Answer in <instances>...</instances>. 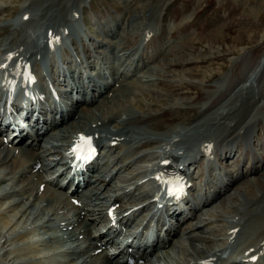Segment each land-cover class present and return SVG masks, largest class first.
I'll return each instance as SVG.
<instances>
[{"label": "rangeland", "instance_id": "374dc122", "mask_svg": "<svg viewBox=\"0 0 264 264\" xmlns=\"http://www.w3.org/2000/svg\"><path fill=\"white\" fill-rule=\"evenodd\" d=\"M17 1L0 0V13L14 8ZM25 1L31 6L37 25L36 20L39 18L68 20L71 0ZM155 2L156 0H93L86 18L93 31L101 32L99 37L108 32L112 41L99 53L95 66L87 67L61 60L58 71L60 76L76 79L80 77V80L86 82L90 78V72L91 75L98 74L99 80L119 73L124 78L126 74L129 77L126 86L114 95L101 117H109L115 109L122 116L130 112H147L136 120L157 128H161L167 121L166 131L174 127L192 128L185 138L193 136L196 139L211 135L217 143L228 141L231 136L224 139L222 137L227 132L225 123H230L232 119L227 115L220 116L219 110L222 107H232L228 115L234 112V120H242L247 113L253 120L264 111V64L257 67L253 76L250 75L254 77L251 87L244 89L239 84L248 77L260 56L264 55V0H169L159 22L154 18ZM123 15L126 16L125 20L120 18ZM68 22L73 35L79 40L84 31L76 22ZM146 26H151L154 34L143 43L141 32ZM46 31L45 29V33ZM131 48H136L135 53L134 50L123 53V49L129 51ZM20 51L17 49L16 54ZM184 107L189 111L179 113V109ZM90 113L91 110L87 112ZM189 115L192 118L187 120ZM218 116L223 117L225 123L214 122ZM144 122L136 123L134 127L154 128ZM245 123L248 125V122ZM112 125H118L117 121H112ZM245 131L246 127H243L242 134ZM246 135L249 136V130ZM212 137L205 140L211 141ZM148 143L151 142L146 140L143 144ZM176 144L179 145V142ZM202 146L204 144L199 141L197 151L200 152ZM214 146L217 147L216 144ZM235 147L236 152L224 160V164L218 161L221 171L232 173L223 178L226 180L231 175L234 177L233 173L241 172L246 176L231 183L229 191L216 199L211 221L206 228L199 230L200 235L205 236L200 241L202 243H224V238L220 235L223 224L237 209L250 212L245 217L253 218L264 214V196L261 195L264 193V118H260L255 125L252 124V142L247 143L243 136L237 135ZM222 152L224 158L230 154L225 149ZM253 163L260 167L254 164L252 171H249ZM255 169L260 171L256 173ZM207 172L211 173L212 170L208 168ZM206 179L204 177L201 181ZM250 207L252 210H247ZM0 209L6 211V204L0 205ZM17 227L13 229L14 232L18 230ZM42 229L46 233L44 237L39 236L40 240L63 241L57 240L63 239L59 231L48 230L47 225H43ZM13 231H3L0 235L10 236ZM15 240L22 242L18 236H15ZM14 243L9 237L0 248L10 249ZM188 247L195 252L196 247ZM234 255L237 254L232 253L231 257ZM7 257V264L18 263L11 255ZM183 259V253L180 252L159 257L158 261L167 260L178 264ZM62 264L71 263L66 261Z\"/></svg>", "mask_w": 264, "mask_h": 264}, {"label": "bare ground", "instance_id": "6f19581e", "mask_svg": "<svg viewBox=\"0 0 264 264\" xmlns=\"http://www.w3.org/2000/svg\"><path fill=\"white\" fill-rule=\"evenodd\" d=\"M49 27L48 26H46V30L48 29ZM13 50H14V53L16 54V51H17V48L16 47H14L13 46ZM22 53V51H20L19 53H17V55H20ZM264 60V55L262 56H260V58L258 59V61H257V63H256V65L254 66V68L251 70V73H250V75L251 76H253V74L255 73V72H257L256 71V69H257V67H259L260 65H261V63H262V61ZM258 70V69H257ZM240 90V89H239ZM104 91V90H103ZM102 91V92H103ZM121 92V91H120ZM165 93V92H164ZM161 94V93H160ZM112 98L114 99V96H112ZM94 101H98V98H96ZM159 104V103H158ZM79 106H80V104H79V101L78 100H76V99H71V105L69 106L68 105V107H71V108H73V109H75V110H77V109H79ZM68 107H66V109L68 108ZM254 108V107H253ZM65 110H62L61 109V113H63ZM88 111H90V109L88 110ZM87 111V112H88ZM125 118H123V120H124ZM137 119V118H136ZM85 120V119H84ZM87 121V120H86ZM130 121V120H129ZM243 122H244V120H243ZM79 126H80V124H78ZM240 125V126H239ZM242 125H243V123H241V124H238V125H235V126H233L232 127V131H234V129L236 130L237 128L239 129V128H241L242 127ZM79 126H77V124H72L71 126H70V130H78L77 128L79 127ZM83 126H85V124L84 123H82V127ZM52 126H50V128H51ZM81 127V126H80ZM236 127V128H235ZM49 129V128H48ZM48 129H46V131H45V133L47 132V130ZM231 131V132H232ZM45 133H43V135L42 136H39V138H38V141H36V142H34V143H31V144H34V145H36L37 146V148H39V153L38 154H35V155H33L32 157H31V161L30 162H27V167L29 168V170L31 171L32 169H34L35 168V166H36V163L37 162H42V161H44L45 160V158H44V156H48V155H52V151H53V144H51L52 146V148L51 147H43V145L41 144V140L42 139H44V141H46L47 139H45ZM53 139H57V138H53ZM21 140V137L20 138H18V139H14V141L12 140V142L14 143V144H18V142ZM48 141V140H47ZM144 142H146V140L144 141ZM143 142V143H144ZM156 142H160V140H158V141H156ZM176 143H177V141H176ZM2 146V141H1V138H0V147ZM201 146V145H200ZM16 147V146H15ZM21 149H22V151H24V147H21ZM199 149V148H198ZM224 150V147L222 148V151ZM226 151H228V153H230L231 152V148H227V149H225ZM8 151H9V149H8ZM54 152V151H53ZM167 152L169 153V156L168 157H170V158H172V162H173V164L175 165V169H178V168H180V167H183L184 166V162L182 161V162H180V156H175L176 154L175 153H173L172 151H171V149L170 148H168L167 149ZM216 152H217V147H215V146H212V148H211V154L212 155H214V154H216ZM171 153H173V154H171ZM200 153H201V155L202 156H209V155H207L206 153H205V151H204V146H202L201 147V149H200ZM14 154H15V152H13L12 154H11V158H12V156H14ZM10 157V153L8 152L5 156H3V157H1L0 158V166H2V168H7L8 169V174H11V173H14L13 171H12V169L13 168H15L16 166H17V162H19V161H17L16 160V157H17V155L16 156H14V159L13 160H11V158H9ZM48 158V157H47ZM56 158V157H55ZM143 159H146V158H143ZM225 159V158H224ZM64 160V159H63ZM59 162V159L56 161V163H58ZM62 166H64L65 164H63V163H60ZM155 164L157 165L158 164V160H156L155 161ZM128 164H126V166H127ZM49 166H47L46 168H48ZM129 167V166H128ZM51 168H53V166H51L50 167V169ZM262 168V167H261ZM119 169V168H118ZM257 169V168H256ZM255 169V171H259V170H256ZM228 175V174H227ZM135 176H138L137 174H135L134 175V177ZM230 176V175H229ZM237 176V175H236ZM240 176V175H239ZM133 177V178H134ZM17 181L18 182H20V183H22V182H24V179H23V173H19L18 175H17ZM98 178L99 179H101V181H105L106 180V175H103V174H98ZM224 178L222 177L221 178V183L222 182H224L225 181V179L223 180ZM228 180L230 181L229 182V184H233L234 182H236V180H238V177H232V175L230 176V177H228ZM190 181H191V179H190ZM38 183L39 184H41V183H45V188H44V191H39V188H38V186H39V184H38V186H37V189L35 190V192L33 193V194H29L28 195V200H30L31 201V204H29V205H27L25 208H24V206H22V203H23V201L21 200V201H18V202H16V203H14V205H13V207H10L9 208V211H11V214L10 213H6V212H0V234L4 231V232H11V231H13V229L15 228V227H17V224L20 222V221H22V223L20 224V225H18V227H17V229L19 230L22 226H24L26 223L23 221L24 219H26V217L28 216V214H30V210H31V207L33 206V205H35L36 204V202L38 201V199L43 195V193H45L46 191H48L49 189H50V184L51 183H53V181L52 180H50V179H48V180H44V178H42V177H40L39 179H38ZM228 183L225 185V189H224V192H225V190H226V188L228 187V185H229ZM27 184H26V190L28 191L29 189H27ZM221 190V189H220ZM220 190L218 191V194H219V196H221V194H224V193H221L220 192ZM258 191V190H257ZM256 191V192H257ZM87 193H89V191H85V192H83L81 195H80V197H83V196H85L86 197V195H87ZM101 193L100 192H97V191H95V192H93L92 193V197H93V199H100V198H104V197H101V195H100ZM18 195H19V193H18ZM145 198V197H144ZM237 200V199H236ZM207 202V198L204 200V203H206ZM235 202V201H234ZM211 202H208V204L207 205H209ZM70 203H67V202H64L63 203V205L62 206H59V204H58V207L60 208V209H62L63 207H64V205H69ZM41 205V204H40ZM133 205H136V203H133L132 205H130V206H133ZM31 206V207H30ZM70 207H72V208H77V209H79V214H80V212L81 211H85V210H87L86 208H85V206L84 205H81V206H79V207H77V206H72V205H69ZM230 206V205H229ZM58 207H56L57 209H58ZM195 208H197L196 206H195ZM126 209V208H125ZM124 209V210H125ZM197 209H199V208H197ZM248 210V209H247ZM252 210V209H251ZM199 210H194L193 211V213L191 212L190 213V216L191 215H194L195 216V214L198 212ZM209 211V210H208ZM233 211V210H232ZM122 211H120V213H121ZM134 212H137V210L136 211H134ZM134 212H132L131 214H133ZM233 212H235V211H233ZM232 212V213H233ZM243 212H245V211H243ZM250 213V212H249ZM249 213H247V214H249ZM50 214H53L55 217H57L58 215H57V211H56V209H53L52 210V213L50 212ZM87 214V213H86ZM130 214V215H131ZM255 215V214H254ZM79 217V216H78ZM185 217H187V218H189V216L188 215H185ZM249 217V216H248ZM87 219H90V217H89V215H88V218ZM256 225H255V224ZM67 224H73V225H75V224H77V222L75 221V222H72V223H69V222H67ZM240 223H239V220L238 221H234L233 223H230L229 225H227L226 226V228H225V231H226V229H227V234L228 235H232V234H234L235 232H232V233H229V230L230 229H232V228H235V227H238V225H239ZM198 225H196L195 227H194V229L196 230V229H199L200 228V226H198ZM243 229L241 230V231H238L236 234H235V236L236 237H238V236H241V235H243V238H242V241L241 242H239V241H237V243H239L240 245L238 246V249H236V250H234L232 253H236L237 255H239L240 257H242V255H243V253H244V250L245 249H247V248H250V247H254V248H256V246H257V243L258 242H260V241H262V240H264V216H261L260 217V220H256L255 221V219L254 220H252L251 221V224L249 223V225H247L246 227H245V224L243 225ZM18 230H16L15 232H17ZM14 232V231H13ZM169 232H171V229L169 230ZM28 233H32V232H28ZM226 234V235H227ZM228 235L225 237V240H228ZM2 236H6V234H3V235H0V240H1V237ZM16 236H18L19 237V239L20 240H29L28 239V235H26V234H22V236H21V234H17ZM91 237V236H90ZM91 239H92V237H91ZM98 240V239H97ZM238 240H239V238H238ZM98 241H100V240H98ZM27 242V241H26ZM178 242H179V240H178ZM106 243H108V242H106ZM170 244V243H169ZM224 245V244H223ZM99 248V247H101V246H95L94 248ZM196 248H195V252H193V254H192V256H189V257H187V258H185L184 257V259H183V262L184 261H190V260H192V259H197V258H203V257H205L206 255H205V253L206 252H208V251H201L200 253L198 252L199 250H202L200 247H197V246H195ZM21 248L22 249H31V250H36L37 248L34 246V245H28V248H26V245L25 246H23L22 247V245H21ZM93 248V249H94ZM119 250V248L118 247H116V249H115V251L117 252ZM105 251V250H104ZM122 251H126V248L124 247L123 249H122ZM121 251V252H122ZM223 253L225 252V250L224 251H222ZM16 253V252H15ZM112 253H113V255L115 256L116 255V253L114 252V251H112ZM120 253V251H118V254ZM231 253V254H232ZM169 253H167V251H164L163 253H159L158 254V256H154V257H156L155 259L158 261L159 260V257H161V258H163V257H166V255H168ZM29 255H36V254H34L33 252H30V254ZM171 255V254H170ZM243 256H246V255H243ZM261 256V255H260ZM260 256L258 257V258H260ZM106 257H107V260H110V257L107 255V252H106ZM230 257H231V255H230ZM16 258H20V253H19V255L17 254L16 255ZM231 258H233V257H231ZM218 259H220V257L218 258ZM36 263H34V264H40V262L39 261H35ZM164 262H166V263H168V264H170L167 260H165ZM221 263V262H220ZM223 264L225 263V262H222ZM221 263V264H222ZM235 263H237V262H235ZM18 264V263H17ZM31 264H33V263H31ZM173 264H175V263H173ZM247 264H254V262L253 261H248L247 262Z\"/></svg>", "mask_w": 264, "mask_h": 264}, {"label": "clouds", "instance_id": "9594fccd", "mask_svg": "<svg viewBox=\"0 0 264 264\" xmlns=\"http://www.w3.org/2000/svg\"><path fill=\"white\" fill-rule=\"evenodd\" d=\"M80 137H84L87 140H90L91 137H85L83 134H80ZM74 149V148H73ZM73 149L65 153L66 157H71L73 154ZM167 163V161H165ZM168 186L166 188V193L169 197L179 199L185 192V184L183 178L177 175L174 179H170L165 182Z\"/></svg>", "mask_w": 264, "mask_h": 264}, {"label": "snow or ice", "instance_id": "6c2138e0", "mask_svg": "<svg viewBox=\"0 0 264 264\" xmlns=\"http://www.w3.org/2000/svg\"><path fill=\"white\" fill-rule=\"evenodd\" d=\"M80 140L81 141H83L85 144H88V140L86 139V138H84V137H80ZM90 147V146H89ZM78 151V149H76V148H74L73 149V152H77ZM159 179V178H158Z\"/></svg>", "mask_w": 264, "mask_h": 264}]
</instances>
